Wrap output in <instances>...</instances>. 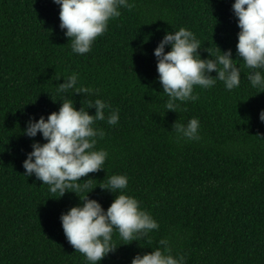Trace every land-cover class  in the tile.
Wrapping results in <instances>:
<instances>
[{"label":"trees","instance_id":"16d2710c","mask_svg":"<svg viewBox=\"0 0 264 264\" xmlns=\"http://www.w3.org/2000/svg\"><path fill=\"white\" fill-rule=\"evenodd\" d=\"M133 3L109 20L90 51L77 54L59 27L53 0H0V264H88L59 219L83 194L59 197L22 167L32 141L44 142L39 132L23 134L25 121L58 110L55 85L73 72L79 84L94 90L65 93L74 107H87L86 100L98 95L119 109L115 125L94 123L104 130L95 147L108 155L104 169L80 178H88V198L106 209L115 193L99 185L113 173L126 174L124 191L159 225L130 242L114 231L116 251L99 264H130L161 237L168 238L174 257L184 255V264H264V123L258 118L264 89L250 85V69L236 54L233 0ZM180 26L200 41L201 58L209 56L207 49H232L241 77L231 90L219 80L209 88L194 85L196 99L177 101L174 111L164 107L168 97L153 49L165 31ZM193 116L200 139H177L173 122Z\"/></svg>","mask_w":264,"mask_h":264},{"label":"clouds","instance_id":"9594fccd","mask_svg":"<svg viewBox=\"0 0 264 264\" xmlns=\"http://www.w3.org/2000/svg\"><path fill=\"white\" fill-rule=\"evenodd\" d=\"M53 2L59 6V27L70 40L72 52L77 54L90 51L94 39L107 30L109 20L120 16L121 8L134 6L133 0ZM231 9L239 29L236 54L243 66L250 69L246 73L247 81L253 88L264 89V0H233ZM200 47L195 34L180 26L177 30L165 31L153 49L157 78L168 97L165 109L176 111L180 106L177 101L195 100L194 85L209 88L219 80L228 90L239 86L241 70L232 58V49L222 51L217 47L216 53L207 49L209 56L201 58L197 51ZM213 70L215 76L211 75ZM55 90L61 96L58 110L48 113L46 118L43 114L38 118L29 115L22 129L28 137H35L39 132L44 140L43 143L33 140L31 150L25 153L24 175L34 176L48 186L49 192H58L59 197L66 191L83 194L78 195L81 202L62 211L59 219L68 242L83 254L88 264H99L109 252L116 251L114 231L121 240L130 242L137 237H147L159 225L136 197L124 191L128 184L126 174L113 173L107 177L106 185H99L115 193L106 209L98 200L88 198V178L83 179V183L80 178L102 169L108 155L106 149L95 147L104 130L94 123L106 120L109 125H115L119 109L98 95L86 100L87 107H74L73 100L65 93L71 90V94L90 95L94 91L79 84L75 72L56 84ZM93 107L94 113L89 114L87 109ZM258 118L264 123V108L259 110ZM199 127V119L195 116L188 118L186 123L174 121L172 124L177 139L199 140ZM184 262V255H172L167 237H161L151 251L137 252L130 260V264Z\"/></svg>","mask_w":264,"mask_h":264}]
</instances>
